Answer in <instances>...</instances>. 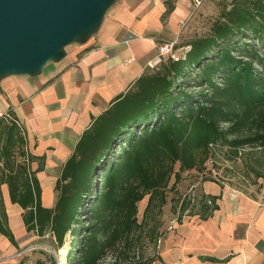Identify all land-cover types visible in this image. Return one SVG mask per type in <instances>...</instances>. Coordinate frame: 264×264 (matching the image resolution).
<instances>
[{"label":"trees","instance_id":"16d2710c","mask_svg":"<svg viewBox=\"0 0 264 264\" xmlns=\"http://www.w3.org/2000/svg\"><path fill=\"white\" fill-rule=\"evenodd\" d=\"M176 1H164L162 19ZM186 45L183 54L161 56L92 118L61 167L50 207L42 204L36 176L44 155L27 151L12 111L10 118L0 117V186L6 184L10 201L21 207L27 232L48 233L58 248L67 234L72 237L68 263L97 264L108 255L126 260L131 238L142 227L137 203L148 195L146 215L162 207L170 179L201 172L214 146L234 153L245 146L264 151V0L233 4L209 34ZM216 198H202L200 218L217 208ZM151 231L150 237L155 228ZM0 234L17 247L1 189ZM40 254L33 264L56 263L50 253Z\"/></svg>","mask_w":264,"mask_h":264},{"label":"crops","instance_id":"0c3cea01","mask_svg":"<svg viewBox=\"0 0 264 264\" xmlns=\"http://www.w3.org/2000/svg\"><path fill=\"white\" fill-rule=\"evenodd\" d=\"M164 1L108 0L82 38L63 46L37 70L0 74V111L14 113L27 151L45 157L38 180L61 167L92 118L159 62V41L169 40L167 32L187 12L185 1L177 0L162 19ZM45 69L50 72L43 74ZM41 74L43 79L38 78ZM37 162H31L32 169ZM213 185L205 184L204 193L217 196V208L205 218L193 213L174 222L151 264H264V204L244 192ZM0 189L9 227L14 214L20 236L28 235L21 207L10 201L6 184ZM18 246L0 234L1 259L10 256V263L17 264Z\"/></svg>","mask_w":264,"mask_h":264},{"label":"rangeland","instance_id":"374dc122","mask_svg":"<svg viewBox=\"0 0 264 264\" xmlns=\"http://www.w3.org/2000/svg\"><path fill=\"white\" fill-rule=\"evenodd\" d=\"M184 1L187 5V12L182 17L183 19L177 22L173 30L169 29L166 35V39L169 40L159 41L158 44L173 43V53L176 56L183 54L188 49L186 44L191 39L209 34L211 25L215 20L221 18L222 12L228 10L233 4L246 3V0ZM82 36H84V33L75 37L71 42L78 41ZM48 72L50 70L45 69L43 74ZM38 78L43 79L42 74ZM22 80H26V76L22 77ZM209 159H211V162L207 161L201 172L196 170L183 172L177 182L172 177L166 189V203L162 207L153 210L151 208L147 215L145 214V207L148 195H145L137 203V220L141 222L142 227L131 238L127 259L124 260L122 257L114 261L113 256L108 255L97 264H127L141 257L143 259L156 258L165 232L174 222L178 221L179 215L183 214L182 217H184L187 214L197 213L202 198L210 196V194L204 193V185L208 184L210 180H204V178L208 177L216 180L214 181L216 185H213L216 188L244 192L264 204V177L257 175V173L264 174L263 150L245 146L234 153L232 150L218 145L211 149ZM61 167L54 168L52 172L47 173L46 177L43 176L41 181L39 180L42 188L41 200L44 205L52 206L57 198L58 192L55 189V184L59 179ZM177 168L178 165L175 166L176 170ZM43 189L45 192H43ZM184 205L187 208L181 212V207ZM18 226L19 217L12 214L11 228L15 230L17 246L18 244L22 245V250L19 246L17 248V250H21L19 253L16 252L18 260L23 259L27 264H33L36 258L41 255L40 253L45 251L55 258V264H74L68 263V256L72 251L70 246L72 237L69 234H67L64 244L58 248L48 233L44 236H38L34 232L26 231L28 235L20 236ZM153 228H155V231L153 236L150 237L149 234H151ZM154 236L155 240L152 239ZM10 260V256L0 258V264H11Z\"/></svg>","mask_w":264,"mask_h":264},{"label":"water","instance_id":"95a60500","mask_svg":"<svg viewBox=\"0 0 264 264\" xmlns=\"http://www.w3.org/2000/svg\"><path fill=\"white\" fill-rule=\"evenodd\" d=\"M108 0H0V74L30 73L85 33Z\"/></svg>","mask_w":264,"mask_h":264},{"label":"built area","instance_id":"2783aa9c","mask_svg":"<svg viewBox=\"0 0 264 264\" xmlns=\"http://www.w3.org/2000/svg\"><path fill=\"white\" fill-rule=\"evenodd\" d=\"M159 55L160 57L163 55H171L173 57H176V55L173 53V43L171 42H165L159 45L158 47ZM0 117L4 118H10L9 112L0 111ZM211 162V159L208 160Z\"/></svg>","mask_w":264,"mask_h":264}]
</instances>
